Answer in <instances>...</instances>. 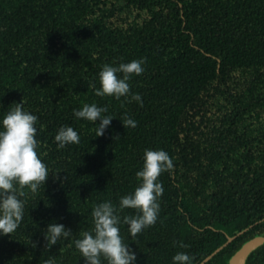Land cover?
I'll list each match as a JSON object with an SVG mask.
<instances>
[{
    "label": "trees",
    "instance_id": "obj_1",
    "mask_svg": "<svg viewBox=\"0 0 264 264\" xmlns=\"http://www.w3.org/2000/svg\"><path fill=\"white\" fill-rule=\"evenodd\" d=\"M139 58L144 71L128 83L142 106L94 94L101 65ZM21 99L51 172L35 194L23 189L0 264H83L71 240L92 227L94 203L132 190L146 148L165 150L173 169L158 177L156 222L134 239L120 225L136 264H172L177 251L199 264L245 229L204 263L228 264L264 237V0H0V113ZM84 103L116 117L103 135L73 116ZM125 113L135 127L122 125ZM62 124L78 144L57 149ZM53 221L72 234L45 248ZM244 264H264V240Z\"/></svg>",
    "mask_w": 264,
    "mask_h": 264
},
{
    "label": "clouds",
    "instance_id": "obj_2",
    "mask_svg": "<svg viewBox=\"0 0 264 264\" xmlns=\"http://www.w3.org/2000/svg\"><path fill=\"white\" fill-rule=\"evenodd\" d=\"M143 58L118 64H103L90 85L96 96L121 97L136 101L142 106L139 93H131L128 83L132 75L144 71ZM120 74V75H117ZM98 85V86H97ZM24 101L14 102L7 111L0 113V236L13 233L24 216V188L35 194L43 187L51 172L38 154L36 139L37 116L24 108ZM107 108L96 103H84L73 109V116L94 125V136L103 135L113 115ZM122 125L135 127L136 121L124 114ZM57 149L80 142L79 133L71 125H60L52 137ZM172 158L163 149H144L142 163L134 173L137 183L128 193L118 198L117 203L103 200L94 203L90 210L92 227L79 232L71 240L83 258V264H136V253L120 234V225H125L128 236L134 239L138 233L153 225L158 217V198L163 192L158 180L162 172L171 173ZM126 209L132 212L122 214ZM72 231L62 223L49 222L43 230L45 248L68 239ZM179 247H186L180 244ZM172 264H190L186 252L177 251L171 257ZM41 264H56L53 257Z\"/></svg>",
    "mask_w": 264,
    "mask_h": 264
},
{
    "label": "water",
    "instance_id": "obj_3",
    "mask_svg": "<svg viewBox=\"0 0 264 264\" xmlns=\"http://www.w3.org/2000/svg\"><path fill=\"white\" fill-rule=\"evenodd\" d=\"M245 229L239 231L237 234L228 236L227 240L220 246H218L214 251L207 255L199 264H204L208 261L215 253L221 250L229 242H231L238 234H241ZM264 240V237L261 235L255 236L248 241L244 242L242 246L231 256L228 264H244L246 256L248 253L259 245Z\"/></svg>",
    "mask_w": 264,
    "mask_h": 264
}]
</instances>
